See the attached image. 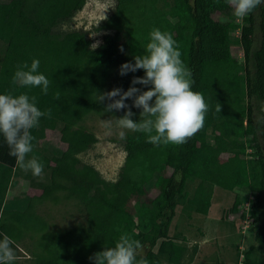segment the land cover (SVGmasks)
<instances>
[{
    "label": "trees",
    "instance_id": "trees-1",
    "mask_svg": "<svg viewBox=\"0 0 264 264\" xmlns=\"http://www.w3.org/2000/svg\"><path fill=\"white\" fill-rule=\"evenodd\" d=\"M85 2H0V93L27 92L36 96L42 111L50 112L31 130L34 147L26 157L43 162L46 182L33 180L30 171L24 174L0 137V233L15 241L16 258L17 244L28 238L33 241L31 264H92L89 257L127 234L140 242V255L149 264H161L159 254L170 264H182L186 248L168 239L175 209L181 206L188 217L207 215L217 187L249 194L246 215L264 264V5L239 20L226 0H114L111 15L96 28L107 34L93 48L85 31H61ZM153 28L176 39L195 80L193 90L202 93L209 106L204 126L183 145L160 147L128 130L118 179L107 184L77 158L97 142L82 123L92 113L124 114L106 111L110 101L97 102L96 95L114 88L126 91L133 77L143 76V70L125 76L118 70L133 55L144 54ZM238 45L242 60L232 54ZM33 58L40 60L39 70L51 81L47 94L12 81L16 69ZM126 103L131 106L132 101ZM131 111L134 120L140 119V109ZM46 119L55 124L66 157L45 155L40 148ZM18 170L40 193L12 204L8 194ZM188 180L198 182L190 197L184 190ZM151 191L157 194L150 196ZM64 201L84 213L85 224L51 230L36 208ZM241 262L255 264L249 252Z\"/></svg>",
    "mask_w": 264,
    "mask_h": 264
},
{
    "label": "clouds",
    "instance_id": "clouds-1",
    "mask_svg": "<svg viewBox=\"0 0 264 264\" xmlns=\"http://www.w3.org/2000/svg\"><path fill=\"white\" fill-rule=\"evenodd\" d=\"M233 15L244 20L264 0H226ZM98 44H93L96 48ZM123 53L124 49L121 47ZM40 60L21 64L13 74L12 81L21 88H39L47 94L50 79L40 70ZM143 70V76L133 77L131 86L125 91L114 88L96 95L97 102L110 101L105 110L124 114L115 119L121 129L146 136V142L155 147L183 145L204 126L208 104L202 93L194 91L191 70L185 65L182 53L173 34L153 28L149 33L144 54L133 55L132 60L119 66L118 74L125 76ZM140 85L141 87H136ZM147 90H143V89ZM118 97V98H117ZM131 100V106L126 101ZM131 108L140 109L139 118ZM216 110L220 111L217 104ZM50 115L37 106L36 96L27 92L18 95L0 93V137L7 145L8 155L15 157L19 168L30 171L35 177L44 172V164L35 156L26 159L33 152L34 136L31 130L38 127L42 117ZM121 138L125 132L121 131ZM15 241L0 233V264H15ZM142 245L127 234H122L112 247L89 257L92 264H149L140 255Z\"/></svg>",
    "mask_w": 264,
    "mask_h": 264
},
{
    "label": "rangeland",
    "instance_id": "rangeland-1",
    "mask_svg": "<svg viewBox=\"0 0 264 264\" xmlns=\"http://www.w3.org/2000/svg\"><path fill=\"white\" fill-rule=\"evenodd\" d=\"M6 0H0L4 2ZM114 0H86L82 10L68 22L61 25V31L83 30L88 34L93 44H100L106 31H97L96 28L111 15ZM219 19L218 15L213 16ZM236 31L234 36H238ZM259 32L255 33L257 41ZM232 54L242 60L239 45L233 49ZM241 66V64H240ZM108 91H111L109 89ZM116 115L89 114L82 125L92 132L97 142L89 149L77 155V158L92 167L98 177L111 184L117 181L119 172L124 162L123 139L121 129L115 119ZM45 137L40 142V148L48 156L66 157L65 145L60 141V135L55 124L46 119L44 123ZM23 173H29L23 171ZM16 185L8 194L10 203L16 204L24 199L38 195L40 191L32 188L28 178H22L17 171ZM33 180L42 178L46 182L44 173ZM197 181H187L184 190L188 197L193 194ZM157 193L151 191L150 196ZM249 194L245 191H224L215 187L207 215L192 214L186 216L181 211V206L175 209L174 217L168 232V239L184 246L186 252L182 264H242L241 259L249 252V258L255 264H261L262 252L257 247L252 231L251 221L246 212L249 208ZM236 200H240L236 205ZM37 213L47 221L51 230H63L85 224L84 213L71 201L60 204L46 202L36 208ZM244 212V217L242 216ZM18 264H31L33 262V241L25 238L19 242ZM158 252V245L153 249ZM161 264H170L166 255H158Z\"/></svg>",
    "mask_w": 264,
    "mask_h": 264
}]
</instances>
